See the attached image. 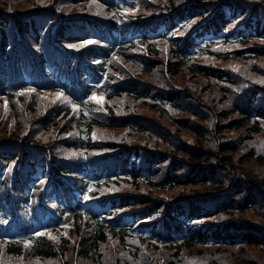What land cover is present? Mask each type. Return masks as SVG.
<instances>
[{"label": "trees", "instance_id": "trees-1", "mask_svg": "<svg viewBox=\"0 0 264 264\" xmlns=\"http://www.w3.org/2000/svg\"><path fill=\"white\" fill-rule=\"evenodd\" d=\"M4 94L0 264H264V0H0Z\"/></svg>", "mask_w": 264, "mask_h": 264}, {"label": "rangeland", "instance_id": "rangeland-1", "mask_svg": "<svg viewBox=\"0 0 264 264\" xmlns=\"http://www.w3.org/2000/svg\"><path fill=\"white\" fill-rule=\"evenodd\" d=\"M1 106L4 108L6 112L4 110H0V115L6 116L12 119L11 114L7 112H12L14 109V105L7 106L5 102L2 101ZM28 212H29V208H25L24 213L18 212L17 214H15L14 216L8 219V214L6 213V209H4L3 211H0V213L2 214L4 218L3 226H4L6 233H10L11 231H15L20 228L26 227L29 224ZM69 217H70V214H66L64 218L65 220H68ZM31 225L37 226V224H34V223H32Z\"/></svg>", "mask_w": 264, "mask_h": 264}, {"label": "snow or ice", "instance_id": "snow-or-ice-1", "mask_svg": "<svg viewBox=\"0 0 264 264\" xmlns=\"http://www.w3.org/2000/svg\"><path fill=\"white\" fill-rule=\"evenodd\" d=\"M126 11H131V10L128 9V10H126ZM85 43H86V44H90V43H93V42H92V41H86ZM69 47H75V45H69ZM25 91H27V92H32V91H34V89H26ZM22 94H23V93H18V95H22ZM61 97H64V94H63L62 92H57V93H56V98H57V99H60ZM64 99H67V98L64 97ZM88 100H97L96 94L93 93L91 96L88 97ZM85 103H87V101H85ZM97 103H99V100H97ZM72 107H73V109L75 110V109H77L79 106L76 105V104H73ZM84 199H85V200H88L89 197L86 195V196L84 197ZM65 227H67V226H65ZM37 235H38V236H39V235H44V233H37ZM25 246H26V247L28 246L27 243H26Z\"/></svg>", "mask_w": 264, "mask_h": 264}]
</instances>
